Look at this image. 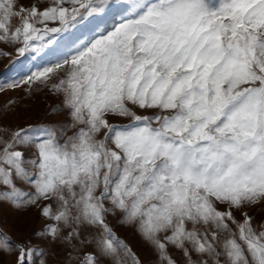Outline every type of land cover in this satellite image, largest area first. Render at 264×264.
I'll use <instances>...</instances> for the list:
<instances>
[{
	"label": "snow or ice",
	"instance_id": "1",
	"mask_svg": "<svg viewBox=\"0 0 264 264\" xmlns=\"http://www.w3.org/2000/svg\"><path fill=\"white\" fill-rule=\"evenodd\" d=\"M0 43V92L58 97L0 111V204L46 221L0 264H143L118 228L152 264H264V0H0Z\"/></svg>",
	"mask_w": 264,
	"mask_h": 264
},
{
	"label": "rangeland",
	"instance_id": "2",
	"mask_svg": "<svg viewBox=\"0 0 264 264\" xmlns=\"http://www.w3.org/2000/svg\"><path fill=\"white\" fill-rule=\"evenodd\" d=\"M22 2L31 3L32 0H22ZM16 23L17 21L13 20V25ZM0 49L10 54L6 57H0V77H10L17 70L23 68L25 63L23 59L19 60L16 65L9 67L12 60L17 57L15 46L0 43ZM27 89L28 85H23L15 90L6 89L0 92V111L3 110L8 101H15V104L8 109V113L4 117L5 124L15 126L41 121L45 118L49 106L58 101V97L49 93L41 85L33 86L30 92ZM122 123H127V121H122ZM249 214L254 216V222H258L264 218V207L257 205L254 209L250 210ZM236 215L239 217L240 214L236 213ZM44 223L46 221L40 218L35 208H29L27 211H16L8 204H0V230L10 234L14 240L26 238L32 231ZM117 231L122 238L128 239L133 251L143 264H152L155 261L156 256L152 249L142 242L139 236L133 235L132 229L118 228ZM174 255L179 259L178 253H174Z\"/></svg>",
	"mask_w": 264,
	"mask_h": 264
}]
</instances>
